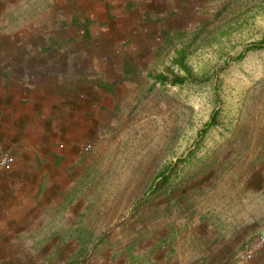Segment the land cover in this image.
I'll list each match as a JSON object with an SVG mask.
<instances>
[{"label": "rangeland", "instance_id": "obj_1", "mask_svg": "<svg viewBox=\"0 0 264 264\" xmlns=\"http://www.w3.org/2000/svg\"><path fill=\"white\" fill-rule=\"evenodd\" d=\"M5 1L0 100L9 89L22 93L6 83L22 78L24 47L53 45L43 35L66 17L90 28L67 7L54 22L62 9L53 11V0ZM140 2L134 21L110 15L106 34L84 37L103 55L90 69V132L79 135L90 138L83 180L42 216V228L2 192L0 264H108L138 247L157 252L173 225L223 213L229 224L248 223L232 264L264 227V0ZM84 88L64 82L57 91L68 99Z\"/></svg>", "mask_w": 264, "mask_h": 264}, {"label": "crops", "instance_id": "obj_2", "mask_svg": "<svg viewBox=\"0 0 264 264\" xmlns=\"http://www.w3.org/2000/svg\"><path fill=\"white\" fill-rule=\"evenodd\" d=\"M25 1L6 0L5 4L7 7L18 6ZM74 4L78 6L77 10H74ZM140 4V0L51 1L50 6L55 7L53 11L62 10L55 11L54 20L49 18L50 22L63 17L60 13H66L67 7L80 18L84 17L83 22L89 21L90 28L86 30L80 24H71L66 17V26L43 35L46 42L53 45L23 48L26 50L23 76L21 79L9 78L6 83L8 87L19 85L22 93L9 89L10 92L0 100V155L8 151L14 157L10 171L0 169V196L5 191L12 192L13 196L7 197H17L20 207L26 208L16 212L30 215L25 221L34 227L42 228V216L52 206L61 204L70 190L83 180L82 161H90L89 156H84L90 151L87 149L90 146L88 84L90 69L101 67L103 52L94 51L93 46L84 43V37H90L93 30L106 34L110 15H116V19L125 16L134 21L133 7ZM72 38L71 45L59 44ZM96 53L99 56H95ZM14 68L12 66L10 70ZM51 78L55 90L47 88V80ZM64 82L83 84L85 88L70 92L66 99L57 91L58 85ZM83 133L88 134L86 138L79 137ZM0 207L2 211L6 210L5 206ZM229 215L223 213L220 219L210 220L200 216L194 218L193 223L173 225L166 231L170 244L157 247V252H153V247H138L132 253L119 255L114 261L108 258V264H226L249 232L247 220L244 224L238 221L229 224ZM247 219L253 220L254 216ZM215 220L217 224H214ZM251 264H264V258Z\"/></svg>", "mask_w": 264, "mask_h": 264}, {"label": "built area", "instance_id": "obj_3", "mask_svg": "<svg viewBox=\"0 0 264 264\" xmlns=\"http://www.w3.org/2000/svg\"><path fill=\"white\" fill-rule=\"evenodd\" d=\"M90 148V146H88ZM14 157L10 152L4 151L0 155V169L10 171L13 168ZM264 252V227L253 232L252 235L244 241L236 252L232 264H251V262Z\"/></svg>", "mask_w": 264, "mask_h": 264}]
</instances>
